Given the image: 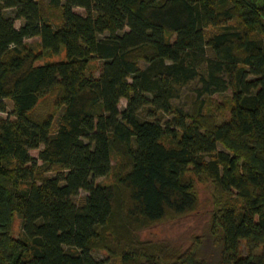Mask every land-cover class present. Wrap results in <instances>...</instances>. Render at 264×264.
Instances as JSON below:
<instances>
[{
	"label": "trees",
	"instance_id": "16d2710c",
	"mask_svg": "<svg viewBox=\"0 0 264 264\" xmlns=\"http://www.w3.org/2000/svg\"><path fill=\"white\" fill-rule=\"evenodd\" d=\"M52 5L62 10L58 27L41 0H0V111L9 99L15 117L0 118V264H101L92 252L116 217L126 231L116 228L105 248L122 264H264V0ZM209 28L218 31L208 37ZM34 38L66 60L36 65L26 43ZM95 61L99 77L88 71ZM54 91L63 114L52 134L53 117L33 110ZM225 108L230 119L220 124ZM190 168L219 195L209 243L181 250L136 239L130 223L196 209ZM111 174L113 184L97 183ZM16 215L23 238L13 235Z\"/></svg>",
	"mask_w": 264,
	"mask_h": 264
},
{
	"label": "rangeland",
	"instance_id": "374dc122",
	"mask_svg": "<svg viewBox=\"0 0 264 264\" xmlns=\"http://www.w3.org/2000/svg\"><path fill=\"white\" fill-rule=\"evenodd\" d=\"M43 11L48 17V20L55 26L58 27L61 25L62 19V10L58 7L52 5V0H41ZM75 11L82 15H85V11L82 8H76ZM8 16L13 17V10H6ZM22 20L16 21V28H20L23 25ZM218 29L209 28L208 37L215 34ZM175 37H169V40H174ZM28 49L34 52L37 55H40V59L36 62V65L45 64V63H57L66 60V54L63 51L59 55H47L43 52V49L40 46V39L34 38L26 40ZM139 64L141 68L146 67V61L144 58H139ZM89 73L95 77L101 75V62L95 61L90 64ZM57 91H54L52 94L42 99L37 107L33 110L34 118H45L52 116L53 117V130L54 134L61 122V117L63 114V108H60L57 104ZM227 102V98H220L219 103L224 104ZM6 103V112L0 111V118L14 120L13 116V103L11 100H5ZM127 101L125 99L121 100L119 108L123 111L126 107ZM167 116H162L164 121L167 120ZM230 119V111L228 108H225L219 113V123L222 124L227 122ZM164 142L166 145H172L173 141L169 138H165ZM219 150H225L222 144H218ZM43 149L41 147L39 150H32L31 155L38 158L39 152ZM112 164L114 172L119 171L120 167V157L113 152ZM40 165L42 162H40ZM55 173H47V176H53ZM186 176L191 178L196 185L199 202L196 209L188 214L182 216H172L167 217L161 221L155 223H130L132 228H129L130 233L140 240L147 241L152 243L167 242V244L173 246L177 249H187L191 244H193L198 238L204 241L206 244L209 243L210 232L212 231V220L214 210L216 209V203L219 199V195L216 189V184L212 178L207 175H196L193 173L192 169L187 172ZM115 182L114 174H111L108 177L100 178L97 180V183L103 185H111ZM85 191H81L80 195L75 198V201L79 203L81 199L86 196ZM224 200H229L230 202L238 205L239 200L234 194L225 195L222 194ZM127 203L126 198L122 199ZM125 215V213H124ZM120 217H116L114 221L110 222L104 229L100 230L102 232V239L99 242H96L95 249L92 252V256L96 261L101 264H122L121 258L119 255H112L105 247L110 245L109 240H117L116 228H119L122 233L126 231L125 226L122 225ZM13 235L15 238H23L22 230V220L16 215L14 225H13ZM98 243V244H97ZM101 246V247H100ZM261 248L257 251L260 252ZM241 252L244 255L248 254V248L246 243L241 244Z\"/></svg>",
	"mask_w": 264,
	"mask_h": 264
}]
</instances>
